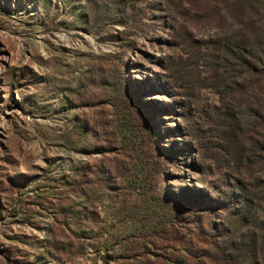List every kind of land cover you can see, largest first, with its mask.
Listing matches in <instances>:
<instances>
[{
  "label": "rangeland",
  "instance_id": "1",
  "mask_svg": "<svg viewBox=\"0 0 264 264\" xmlns=\"http://www.w3.org/2000/svg\"><path fill=\"white\" fill-rule=\"evenodd\" d=\"M0 264H264V0H0Z\"/></svg>",
  "mask_w": 264,
  "mask_h": 264
}]
</instances>
